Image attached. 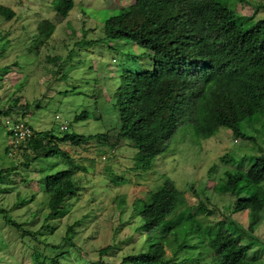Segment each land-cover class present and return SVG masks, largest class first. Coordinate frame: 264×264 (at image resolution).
Returning a JSON list of instances; mask_svg holds the SVG:
<instances>
[{
  "label": "rangeland",
  "instance_id": "374dc122",
  "mask_svg": "<svg viewBox=\"0 0 264 264\" xmlns=\"http://www.w3.org/2000/svg\"><path fill=\"white\" fill-rule=\"evenodd\" d=\"M51 1L0 0V4L16 12L9 21L0 18V69L9 66L8 73L0 72V168L6 169L0 176V208L6 210L8 218L24 223L25 229L39 230L36 238L23 236L0 212V264H37L33 257L36 249L41 254L39 264H49L41 261L43 257L52 258L60 253L58 263L54 264H86L87 260H97L96 252L107 245L114 247L104 255L106 262L121 264L124 256L138 253L159 239V228L148 232L139 228L143 220L133 212V202L137 198L147 199L148 192L162 187L167 178L184 196L177 211L187 207L194 213L199 207L206 208V223L214 225V230L233 231L243 243L256 241L250 256L256 264H264V213L251 232L249 211L235 212L231 207L236 197L247 193L231 196L222 189L226 170H243L256 155H264V115L241 123L242 131L252 137L250 140L237 138L225 127H219L205 139L196 136L189 123L181 124L148 170L135 169L136 149L131 144L119 142L109 152L112 148L93 141L79 147L59 143L75 163L83 166L73 175L80 190L65 202L64 214L46 220L49 210L44 178L69 165L59 155L26 162L23 147L27 144L14 146L8 133L13 119H24L34 133L52 130L56 135L116 134L120 121L113 93L120 76L131 67L147 66L146 57L131 42L122 46L124 40L96 42L103 36V20L132 0H74L73 9L61 22ZM227 1L243 16H250L258 3L264 4V0ZM263 16L264 8L255 19ZM42 19L51 20L55 29L37 52H29ZM84 33L88 42L76 43ZM13 61L18 67L12 65ZM14 98H19L18 104L24 107L15 106ZM83 110L87 119L75 121V115ZM60 124H66L67 129L61 131ZM223 154L232 156L233 163H221L218 159ZM116 176H123L122 184L111 182ZM75 221L79 222L75 226L78 234L73 245L66 243L70 246L67 256V246L60 250L52 246L64 243L66 229ZM191 226L185 221L182 228ZM176 232L180 239L184 238L181 229ZM196 234L194 242L203 239ZM197 244L176 255L178 264L209 262V250L204 244ZM166 255L172 256L168 247Z\"/></svg>",
  "mask_w": 264,
  "mask_h": 264
},
{
  "label": "trees",
  "instance_id": "16d2710c",
  "mask_svg": "<svg viewBox=\"0 0 264 264\" xmlns=\"http://www.w3.org/2000/svg\"><path fill=\"white\" fill-rule=\"evenodd\" d=\"M51 3L60 22L75 4L74 0H52ZM262 8L264 4L258 3L253 6L250 16H243L227 0H132L104 19L103 36L96 42L124 40L121 46L131 42L140 50L142 57H146L147 66L131 67L120 76L113 93L120 121L116 134L65 132L56 135L52 130L33 131L32 138L25 142L26 162L59 155L69 165L44 178L49 210L46 220L64 214L65 202L80 190L73 175L83 166L75 163L69 151L61 149L59 143L79 147L93 141L109 148L119 142L131 144L136 149L135 169L148 170L152 160L164 151L178 126L184 123L192 126L196 136L205 139L213 136L219 127L229 129L239 139H252L242 131L241 123L264 115V16L255 19ZM15 13L12 8L0 4V18L9 21ZM54 29L55 24L51 20H40L29 52H37ZM86 33L76 43L85 41ZM12 65L18 67L16 61ZM0 72L1 75L8 73L9 66ZM14 99L15 106L24 107L18 104L19 98ZM87 117L83 110L75 115L74 120ZM218 160L230 164L234 158L223 154ZM210 168L213 171L215 165ZM243 168L226 170L222 189L231 196H238L242 191L247 193L236 197L231 207L235 212L249 211L248 230L253 232L264 213V155H256ZM5 172L6 169L0 168L1 177ZM123 181V176L111 180L114 185ZM147 195V199L134 200L133 212L143 220L139 227L141 230L148 232L159 228L161 235L157 241L147 246L144 244V250L124 256L121 264H178L175 260L178 254L183 249L197 247V243L204 244L209 250L207 264H256L250 256L256 241L250 239L243 243L233 231L214 230V225L206 223L207 217L203 213L206 208L199 207L194 213L187 207L177 211L184 203V196L171 179L167 178L162 187ZM0 212L10 225L21 231V235L36 238L39 234V230L25 229L24 223L8 218L3 208ZM185 221L192 226L182 228ZM76 225L79 222L67 227L63 244L52 247L60 250L63 245L67 246L68 256L70 246L67 244L73 245L72 240L78 234ZM178 229L182 230L184 238H179ZM172 230L175 233H171ZM195 234L203 239L194 242ZM113 247L100 248L96 252L97 260H87L86 264H110L104 255ZM166 247L171 249L172 256L166 255ZM60 254L52 258L45 256L41 261L58 263ZM40 256L36 249L33 257L37 264Z\"/></svg>",
  "mask_w": 264,
  "mask_h": 264
},
{
  "label": "built area",
  "instance_id": "2783aa9c",
  "mask_svg": "<svg viewBox=\"0 0 264 264\" xmlns=\"http://www.w3.org/2000/svg\"><path fill=\"white\" fill-rule=\"evenodd\" d=\"M55 118L58 119L59 116L55 115ZM59 129L61 131L66 130V124H60ZM8 131L14 146L30 140L33 136L32 128L22 119H13L12 123L8 127Z\"/></svg>",
  "mask_w": 264,
  "mask_h": 264
},
{
  "label": "clouds",
  "instance_id": "9594fccd",
  "mask_svg": "<svg viewBox=\"0 0 264 264\" xmlns=\"http://www.w3.org/2000/svg\"><path fill=\"white\" fill-rule=\"evenodd\" d=\"M22 120H24V119H22ZM25 121V120H24ZM33 130V129H32ZM112 151H114V150H111L110 152H112Z\"/></svg>",
  "mask_w": 264,
  "mask_h": 264
}]
</instances>
